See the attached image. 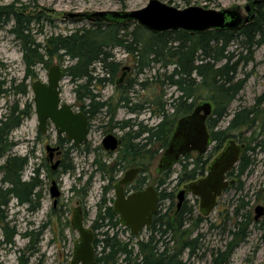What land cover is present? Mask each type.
<instances>
[{"label": "trees", "instance_id": "obj_1", "mask_svg": "<svg viewBox=\"0 0 264 264\" xmlns=\"http://www.w3.org/2000/svg\"><path fill=\"white\" fill-rule=\"evenodd\" d=\"M29 1L33 3L35 0ZM254 5L257 11L256 17L238 31L232 32L210 30L202 34H190L184 31L152 33L136 23L134 29L130 31L127 24L110 23L95 17L96 22L91 25L70 34L52 36L41 44L31 38V25L34 20L40 23L49 19L42 14L36 17L34 14L22 15L14 11V5L0 8V24L7 25L13 22L11 33L23 44L25 77L18 88L20 93L24 95L28 93L29 86L26 81L36 80L37 66L42 64L48 68L52 60L57 59L63 64L68 58L71 63L63 67L64 77L76 84L77 103L80 111L85 113L89 120L105 110L110 116L111 125L120 108H127L132 114H141L150 108H157L152 114L158 116L161 122L154 127L139 123L138 129L134 130L135 125L131 120L114 123L121 130H126L121 148L124 155L111 167L98 159L95 161L100 172H110L112 182L119 170L130 166L142 167L147 172L152 161L166 149L177 121L191 114L196 105L202 101L211 102L214 109L207 120V127L214 146L210 153L198 155L192 163L189 162L191 155L180 160L182 169L178 182L182 185L204 177L212 159L231 139H239L240 143L246 142V149H264L262 138L264 108L260 109L264 96L258 99L256 106L237 111L228 126L225 129L220 128L223 120L231 116L230 106L246 84L247 78H239L240 69L253 62V48L264 45V0H256ZM236 42L242 44L243 51L237 53L230 50ZM117 48L123 49L137 60L140 73L156 66L164 71L163 73L158 71L153 77V83H149V80L137 83L144 90H152L150 88L154 87L141 103L133 104L128 92L118 99L111 97L104 101L94 92L95 88H103L107 84L116 83L117 91L123 88L132 89L136 85L129 84L127 87L123 84L119 85L117 83L119 80L115 81L121 66V63L116 62L113 54L114 49ZM98 65L102 74H105L103 77L97 73ZM166 86L175 88L176 96H172L170 103L172 112L166 109L167 103L163 102L162 98L156 100L155 91ZM7 92L8 89L1 90L0 87V98ZM31 113V104H26L22 109L16 104L0 120V223L2 224L6 223V209L13 199L18 205L27 206L31 212L41 207L43 187V181L40 179L41 171L36 168L29 180H23L30 157L13 154L16 143L10 139L12 132L20 127L23 120L30 117ZM242 130L253 131L248 137L242 134L238 137L234 136L235 131L241 133ZM134 140L139 142L135 143ZM155 143H159V149L155 153L148 152V148ZM191 166L193 168L189 169ZM71 169L72 167L68 166L64 172H70ZM170 174L171 170L160 176L158 188L167 182ZM144 182L141 180L140 185ZM90 183L91 180L79 191L82 199L86 198ZM107 190L106 188L105 191ZM160 196L162 201L171 198L170 209L175 207L174 193H168L167 189H163ZM103 201L106 202L105 199ZM194 213L193 207L189 206L187 201L180 210L176 208L173 216H169V213L162 214L160 209L154 217L152 226L148 228L149 238L138 241V250L135 253L136 248L129 242L122 241L119 233L114 232L120 222L113 208L100 205L93 228L96 230L108 228V230L101 233L103 239L97 240L96 246L101 244L102 250L100 255H97L96 264H186L182 260V255L187 250L190 256L196 253L199 248V238H190L205 220L201 215L195 217ZM45 228L46 226L43 230ZM2 230L3 238L0 243L12 245L17 230L15 228L10 230L9 223H6ZM170 233L177 237V247L173 251H170L167 244L160 245L163 243V238ZM158 234L160 238H157ZM240 238H245V235ZM37 242L38 239L26 248V252L24 251L19 257L18 264H29L30 256H26V253L31 251V256L36 253L37 249L33 246ZM231 245L227 251L214 252L212 264H228ZM0 264L3 263L0 261Z\"/></svg>", "mask_w": 264, "mask_h": 264}, {"label": "rangeland", "instance_id": "obj_2", "mask_svg": "<svg viewBox=\"0 0 264 264\" xmlns=\"http://www.w3.org/2000/svg\"><path fill=\"white\" fill-rule=\"evenodd\" d=\"M150 0H35L31 3L29 0H0V8L4 9L14 5V11L22 13V15H37L42 14L48 21L37 22L33 21L31 28V38L36 43L44 44V42L59 34H70L78 29H82L96 22L94 15L97 12H125L142 9L148 5ZM169 6L177 9H185L190 6H197L205 9L214 10H239L243 19L251 21L256 17L257 11L254 5L256 0H159ZM249 8V11H247ZM74 15V17H72ZM130 31L135 27V23L127 24ZM13 22L3 25L0 24V87L1 90H7L4 96L0 98V120L12 109L16 104L21 109L26 104H31L32 113L30 117L23 120L20 127L15 129L11 134V140L16 143L13 149V154L21 157L29 156L30 162L26 167L23 180H29L33 170L39 168L41 171L40 179L43 181L41 207L31 212L27 206L18 205L15 199L11 200L6 209V223H9V229L15 228L17 235L14 238L12 245H3L0 243V261L3 264H18L19 257L26 252V248L30 247L36 239L38 242L35 246L36 253L32 256V252L28 251L26 256H30L29 264H70L73 257L74 243L78 240L79 234L72 228V218L74 211L78 206L84 208V222L90 229L93 228L96 217L100 211L102 199L105 196L104 187L108 180H111L109 171L102 173L98 170L95 161L107 164L108 167L114 165L117 159L124 155L121 148L112 155L106 157L102 150V140L110 132L118 138L123 137L124 132L114 125L111 129L110 116L105 112H100L91 120V129L88 143L80 148L72 149V145L67 141H60L65 136H58L53 125L48 128L46 135L39 132L38 120L35 112L34 94L32 91V80L26 81L29 86L28 93L22 94L19 92L20 84L24 81L25 65L23 44L15 38L11 33ZM231 51L237 53L243 51L242 44L236 42L230 48ZM254 60L247 66L240 69L239 78H247L246 84L236 100L231 104L227 117L220 124V128L225 129L234 114L242 108H252L257 105L258 99L264 96V45L254 47ZM113 54L116 62L121 63L119 72L115 78L120 80L123 76L122 84H136L132 89L125 88L117 91L115 85L107 84L103 88H95L94 92L99 94V99L104 101L111 97L118 99L119 96L125 95L128 92L129 98L133 104L141 103L145 100L148 92L154 90H144L139 82L149 80L153 83V77L158 71H164L156 66L155 68L146 69L140 73L137 60L128 55L123 49H114ZM69 63L68 58L62 64L57 59L52 60L50 66L46 68L44 65H39L36 68L38 74L36 80L47 82L49 71L54 66L63 67ZM97 73L103 77L100 66H97ZM127 68L126 71H123ZM160 69V70H159ZM170 71L172 70L169 69ZM12 87V89H11ZM11 89V90H10ZM76 84L72 83L69 78L64 77L61 82L60 92L63 103L69 104L75 110H81L77 103ZM157 99L162 98L166 102V109L172 112L170 107L172 96H176L175 88L168 86L155 91ZM264 108V100L260 109ZM157 110L156 107L150 108L141 114H132L127 108H120L116 112L114 123L131 120L135 125L134 130H137V124L143 123L148 127H154L161 122L158 116H154L152 112ZM113 123V124H114ZM251 134V132H250ZM249 133L246 136L250 135ZM264 139V137H262ZM260 138V139H262ZM123 139V138H122ZM67 140V139H66ZM134 142L138 143L139 141ZM47 145L53 147L62 145L64 155L62 156L63 164L56 170L51 171V166L47 162ZM214 145L211 146L208 153L211 152ZM100 147L102 148L100 150ZM159 149V143L153 144L148 148V152L155 153ZM66 151H68L66 153ZM162 152L158 154L151 166L145 173L149 179V186H154L158 183L160 174L157 172L158 163ZM198 157L197 153H192L189 162L192 163ZM256 163L247 175L244 176L245 184L243 193L235 191H227L219 204L218 208L196 229L190 239L199 238L198 249L193 256H190L189 251H185L182 255V260L186 264H212L213 253L221 250L227 251V248L232 244V232L234 231V215L233 211L237 204L238 196H246L252 211L257 205H264V199L261 192L264 181V153L258 148L254 157ZM72 167L70 172H64L68 167ZM191 166L189 169H192ZM129 168L121 169L116 173L119 179ZM181 166L178 164L171 170L170 177L162 186L161 189H167L168 193L175 195V207L171 208V198L164 199L160 202L159 209L162 214L169 213V216L175 214L177 208V195L183 189L185 184L179 185L178 176L181 171ZM91 180L86 198L82 200V194L79 193ZM56 181L61 189L62 196L58 200V204L54 207V199L51 198L50 188L52 183ZM116 181V180H115ZM113 183L112 191L109 197L114 195ZM188 205L193 207L194 216L200 215L199 200L189 195L187 197ZM6 223H0V241H2L3 228ZM46 228L43 230V227ZM264 222L257 224L252 228L250 236L245 242L241 243L230 256L228 264H264ZM108 230L105 228L104 231ZM120 234L122 241L129 242L131 246L136 248L138 241L147 240L150 236V231L145 229L137 237L131 235L129 231L122 230L120 227L115 229V232ZM101 233V231H100ZM29 234V236H24ZM39 234V236H38ZM160 238V234L157 235ZM103 239V236L98 237ZM167 244L170 251L177 247V237L171 233L163 238V243ZM232 247V245H231ZM163 249V248H161ZM102 246H98L97 253L100 255Z\"/></svg>", "mask_w": 264, "mask_h": 264}, {"label": "water", "instance_id": "obj_3", "mask_svg": "<svg viewBox=\"0 0 264 264\" xmlns=\"http://www.w3.org/2000/svg\"><path fill=\"white\" fill-rule=\"evenodd\" d=\"M94 17L120 25L133 22L152 33L184 31L190 34H202L210 30L238 31L249 21L247 18L243 19L239 10H214L197 6L181 10L159 0H150L146 7L139 10L97 12ZM63 79L64 70L60 66H54L49 71L47 82L35 80L32 83L38 129L41 134H47L49 125H53L57 135H65L76 147H80L88 140V118L83 112L76 111L71 105L62 102L60 86ZM117 83L121 84L122 81L119 80ZM213 109L211 102L202 101L191 114L177 121L167 147L159 160L157 169L159 174L172 170L182 158L192 153L206 155L209 152L213 142L207 127V120L212 115ZM120 142L117 137L109 134L103 140V148L106 151L115 152ZM244 149L245 145L229 140L209 164L206 175L184 185L177 196L178 208H181L187 195H192L199 200L201 215L208 217L215 210L223 192L233 185L227 175L239 161ZM57 150V148L47 146L49 158L52 159ZM58 166L59 162L53 166V169L56 170ZM138 172L139 169L128 171L116 185L114 203V210L121 224L129 228L135 237L143 229L151 226L160 203L159 195L154 187L125 195L123 186L129 185ZM50 190L51 197L55 199L56 204L61 196L56 182H53ZM258 211L261 212L262 208L259 207ZM260 212L258 213L262 214ZM71 224L79 234L71 264H96L95 234L85 225L81 212L75 211Z\"/></svg>", "mask_w": 264, "mask_h": 264}, {"label": "flooded vegetation", "instance_id": "obj_4", "mask_svg": "<svg viewBox=\"0 0 264 264\" xmlns=\"http://www.w3.org/2000/svg\"><path fill=\"white\" fill-rule=\"evenodd\" d=\"M127 70V68H124V70L123 71H126ZM125 74V73H124ZM124 74H123V76H124ZM123 76H122V78L120 79L121 81H123ZM122 84V83H121ZM121 84H119V85H121ZM197 106V105H196ZM73 107V106H72ZM74 108V107H73ZM195 109V108H194ZM77 111V110H76ZM78 111H80V110H78ZM80 112H82V111H80ZM85 114V113H84ZM87 118H88V116H87ZM94 118V117H93ZM92 120V119H91ZM91 120H89V118H88V140H89V135H90V129H91ZM115 125V124H114ZM113 124H111V129H113L114 127H112V126H114ZM51 125H49V127H50ZM48 127V128H49ZM118 128H119V126H118ZM120 129V128H119ZM121 130V129H120ZM124 133L126 132V130H122ZM252 131L253 130H251L250 132L252 133ZM250 132H248V131H244V130H242V132L240 133L239 131H235L234 132V136H236V137H238L240 134H242L243 136H245V137H248V136H246V134L247 133H249L250 134ZM109 134H112V135H114L112 132H110V133H108L107 135H109ZM43 135H46V134H43ZM106 135V136H107ZM124 135V134H123ZM251 135V134H250ZM249 135V136H250ZM59 136V135H58ZM62 136H65V135H62ZM105 136V137H106ZM115 136V135H114ZM104 137V138H105ZM115 137H117V136H115ZM104 138H103V140H104ZM118 138V137H117ZM123 137H121V138H118L121 142H120V146H119V148L115 151V152H109V151H106L104 148H103V140H102V150H104V155L106 156V157H109V156H107V155H109V154H111V155H113L114 153H116L121 147H122V144H123V140L124 139H122ZM67 139V137L65 136V138H63V139H61L60 138V141L62 142V141H65V142H69L71 145H72V149H75V148H80L81 146H83V145H85V144H87L88 143V140H87V143H85V144H82L80 147H76L74 144H73V142H70L68 139ZM231 140H234V141H236L238 144H243V145H245V149L242 151V153H241V156H240V158H239V161L237 162V164L234 166V168L232 169V171L227 175V178H228V180L229 181H232L233 182V185L231 186V187H229L228 189H226L224 192H223V194H222V196L218 199V202H217V205H216V208H215V210L218 208V206H219V204L221 203V199H222V197H223V195L227 192V191H235L236 193H243V191H244V187H245V184H244V182H243V178H244V176L245 175H247L249 172H251V169L254 167V165H255V163H256V161H255V159H254V157H255V155H256V151H257V149H246V147H247V143L246 142H244V143H240L239 141V139L237 140V139H231ZM226 145V144H225ZM47 146H51V145H47ZM51 147H53V146H51ZM54 148H57L58 150L54 153V157L51 159V158H49V156H48V158H47V162L49 163V165H52L53 163V165L51 166V171L52 172H56V170L63 164V159H62V156L64 155V149H63V146L62 145H59V146H55ZM101 148V147H100ZM224 148V147H223ZM101 150V149H100ZM164 151L165 150H163V151H161L162 152V155H163V153H164ZM222 151V150H221ZM220 151V152H221ZM46 152H47V147H46ZM68 151H66V153H67ZM219 152V153H220ZM261 152H263L264 153V149H261ZM218 153V154H219ZM217 154V155H218ZM47 155H48V152H47ZM161 155V156H162ZM216 155V156H217ZM215 156V157H216ZM112 157V156H111ZM214 157V158H215ZM213 158V159H214ZM212 159V160H213ZM57 162H59V166L57 167V169L56 170H54L53 169V166L57 163ZM211 163V162H210ZM127 168H129L128 170H126V172L119 178V179H117V176H115L114 177V179L116 180H114V182H116V184H115V186H114V195L113 196H111V197H109V195H110V192L112 191V188H113V183L114 182H112L110 179L108 180V183H107V185H105V187H104V190L107 188L108 190H107V192L105 193V196H104V198L103 199H105L106 200V202L104 203V201H103V199H102V202H101V205H102V207H112L113 208V210H114V203H115V200H116V185L124 178V176H125V174L128 172V171H130V170H133V169H139V172H138V174L135 176V178H134V180L129 184V185H127V186H123V190H124V192H125V195L126 196H128V195H131V194H133V193H135V192H138V191H144V190H146L147 188H149V187H154V186H149V179H148V177H147V175H145V173H146V171H144V169L142 168V167H136V166H130V167H127ZM243 168H245V170H243ZM243 170V171H242ZM170 171V170H169ZM167 172V171H166ZM163 173H165V172H163ZM163 173H161L160 175H162ZM141 180H144L145 182H144V184L143 185H140V182H141ZM54 182H56V181H54ZM53 184V183H52ZM56 184H57V186H58V188H59V191H60V193H61V196H62V192H61V189H60V187H59V185H58V183L56 182ZM91 184V183H90ZM163 186H166V184H164ZM155 188V187H154ZM167 188V187H166ZM165 188V189H166ZM51 189V188H50ZM156 191H157V193H158V195H159V199H160V202H162V200H161V196H160V194H161V191L163 190V189H161V188H158V186L156 185ZM181 191V190H180ZM261 192H262V194H264V181H263V189H261ZM179 194V193H178ZM50 195H51V190H50ZM61 196L57 199V201H56V204H55V199H54V207H56L57 206V204H58V200L61 198ZM178 196V195H177ZM189 195H187V197H188ZM247 196V195H246ZM246 196H238V198H237V204H236V207H235V209H234V213H233V215H234V220H235V222L233 223L234 224V231L232 232V236H233V239H232V249H231V255H232V253L234 252V250H235V248H237L241 243H243V242H245L246 241V239L248 238V236H250V234H251V230H252V228L253 227H255V226H257V224H259L260 222L261 223H263L264 222V205H257L255 208H254V211H252V207H250V203L248 202V200H247V198H246ZM187 197H186V199H185V201H184V203L186 202V200H187ZM52 198V197H51ZM53 199V198H52ZM263 199H264V195H263ZM83 200V199H82ZM264 201V200H263ZM184 203L182 204V206L184 205ZM159 205H160V203H159ZM181 206V207H182ZM262 208V211L260 212V211H258V208ZM181 208H178V203H177V210H180ZM159 206H158V212H159ZM214 210V211H215ZM75 211H79V212H81V214H82V217H83V221H84V208H83V206H78L76 209H75ZM75 211H74V213H75ZM213 211V212H214ZM114 212H115V210H114ZM158 212H157V214H158ZM199 212H200V210H199ZM212 212V213H213ZM258 212H260V213H262V214H259ZM211 213V214H212ZM116 214V213H115ZM156 214V215H157ZM210 214V215H211ZM117 215V214H116ZM155 215V216H156ZM200 215H201V213H200ZM209 215V216H210ZM154 216V217H155ZM202 216V215H201ZM208 216V217H209ZM117 217H118V220H119V222H120V218H119V216L117 215ZM203 218H205V220L208 218V217H204V216H202ZM96 219H97V217H96ZM95 219V220H96ZM153 220H154V218H153ZM85 223V222H84ZM152 224H153V222H152ZM152 224H151V226H152ZM94 226V225H93ZM150 226V227H151ZM118 227H120L122 230H126V231H129L130 233H131V231H130V229L129 228H126L125 226H123L122 224H121V222H120V225L118 226ZM89 228V227H88ZM148 228L149 227H146L145 229H147L148 230ZM90 229V228H89ZM103 228H101V229H94V228H92L91 230L94 232V234H95V240H94V247H95V251H96V255H98V253H97V249H98V247L96 246V243H97V240H98V237L100 236V234L102 233V232H104V230H102ZM145 229H143L141 232H143ZM262 230H263V232H264V228H262ZM100 231H101V233H100ZM115 232V231H114ZM114 232H112V233H114ZM141 232L139 233V235L141 234ZM118 233H119V231H118ZM131 235H132V233H131ZM138 235V236H139ZM242 235H245V238H243V239H241L240 237L242 236ZM119 236H120V234H119ZM135 237V236H134ZM137 237V236H136ZM75 243H76V241H75ZM75 243H74V246H75ZM74 250V249H73ZM72 259H73V257H72ZM96 260H97V258H96ZM71 264V263H70Z\"/></svg>", "mask_w": 264, "mask_h": 264}]
</instances>
